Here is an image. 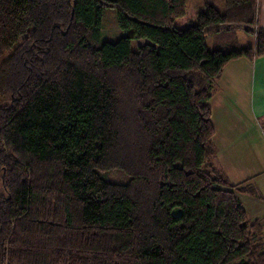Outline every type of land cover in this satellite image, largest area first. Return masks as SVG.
<instances>
[{
  "label": "trees",
  "instance_id": "obj_1",
  "mask_svg": "<svg viewBox=\"0 0 264 264\" xmlns=\"http://www.w3.org/2000/svg\"><path fill=\"white\" fill-rule=\"evenodd\" d=\"M222 1L0 0V264H264L209 105L228 63L264 56V28L257 0Z\"/></svg>",
  "mask_w": 264,
  "mask_h": 264
},
{
  "label": "crops",
  "instance_id": "obj_2",
  "mask_svg": "<svg viewBox=\"0 0 264 264\" xmlns=\"http://www.w3.org/2000/svg\"><path fill=\"white\" fill-rule=\"evenodd\" d=\"M257 4L258 25L264 28V0H257ZM226 74L234 79V85L222 83ZM243 76H247V82ZM212 87L211 103L232 100L222 111H213L211 107V123L217 114L221 131L225 129L216 139L220 126L212 125L213 148L217 149L216 142L223 151L220 169L230 184L251 187L253 194L239 193L237 197L251 220H264V56L252 61L246 58L231 61Z\"/></svg>",
  "mask_w": 264,
  "mask_h": 264
},
{
  "label": "rangeland",
  "instance_id": "obj_3",
  "mask_svg": "<svg viewBox=\"0 0 264 264\" xmlns=\"http://www.w3.org/2000/svg\"><path fill=\"white\" fill-rule=\"evenodd\" d=\"M193 1L194 0H189L188 4L192 5ZM205 1L208 2L209 4L215 6V8L220 13L223 12V9H222L223 8V1L222 0H205ZM112 18H113V21L111 22ZM103 22L105 24H103L102 31H101L102 41L115 42L118 39H120L121 37L127 35L126 32H123L117 28L116 13L114 11L106 10L104 12ZM214 39H216V36H213V35L205 37V44L209 50H212V48H213ZM235 42L237 43L239 48H253L254 47V37L249 35V34H246L243 30H237L236 31ZM145 43H147L146 40H139V41L134 40L131 43V47L134 51H136L138 46H141ZM220 43H222V42H220ZM223 43H224V41H223ZM6 56L7 55H4V58ZM240 79H241V77L239 76V81H240ZM223 80H227L228 84H225V82ZM223 80H222V83L224 85H234V79L231 76H229L228 74H226V78H223ZM243 80H244V82H247V80H248L247 76H245V77L243 76ZM212 97H213V92L211 91V98ZM210 100H209V105H210V108L212 107L213 111H217V110L222 111L225 106H228L229 103L232 102V100H226L225 102H222L219 100L218 101L214 100L213 103H211ZM9 102H10L9 97L0 98V106H5V105L9 104ZM233 105H235L236 107H238V109H240L239 105H237L236 103H233ZM219 122L220 121H219L217 114H216V116L212 119V125L213 126H217V125L220 126ZM226 123H227L226 125H228L229 121L226 120ZM220 132H225V129H223L221 131V126H220V128L218 127V133H217V136L215 137L216 139L219 138ZM214 145L217 148L216 150H213L214 166L217 169H219L220 172L225 174L224 170L220 169V167H222V164H221L222 163V158H221L222 155H221V153L223 152V151H221L220 148H222V147H219V145L216 142H214ZM243 183H245V181ZM0 195H4V191H3L2 183H1V175H0Z\"/></svg>",
  "mask_w": 264,
  "mask_h": 264
},
{
  "label": "water",
  "instance_id": "obj_4",
  "mask_svg": "<svg viewBox=\"0 0 264 264\" xmlns=\"http://www.w3.org/2000/svg\"><path fill=\"white\" fill-rule=\"evenodd\" d=\"M181 211L179 209H174L173 212H172V215L174 217H178L180 215Z\"/></svg>",
  "mask_w": 264,
  "mask_h": 264
}]
</instances>
